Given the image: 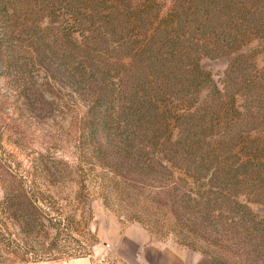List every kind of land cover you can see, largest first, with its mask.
<instances>
[{
    "label": "trees",
    "instance_id": "trees-1",
    "mask_svg": "<svg viewBox=\"0 0 264 264\" xmlns=\"http://www.w3.org/2000/svg\"><path fill=\"white\" fill-rule=\"evenodd\" d=\"M159 11L158 0H0V19L26 38L28 56L60 60L48 69L88 98L86 132L103 168L135 185L163 177L158 203L179 231L239 236L241 255L264 259V219L248 205L264 203V69L239 54V81L221 92L200 64L264 36V0H176L165 17ZM54 163L6 180L0 264L92 253L86 178Z\"/></svg>",
    "mask_w": 264,
    "mask_h": 264
},
{
    "label": "rangeland",
    "instance_id": "rangeland-1",
    "mask_svg": "<svg viewBox=\"0 0 264 264\" xmlns=\"http://www.w3.org/2000/svg\"><path fill=\"white\" fill-rule=\"evenodd\" d=\"M175 1L158 0L159 19L169 13ZM25 40L24 36L12 35L0 19V217L6 216L8 178L42 171L47 161L57 166L61 159L68 163V170L78 171L86 178L85 192L94 216L90 230L97 240L87 257H43L27 264H124L122 255L129 247L122 244L121 238L130 227H141L154 242L190 250L209 258L213 264H264L263 258L253 256L252 262L240 254L239 236L214 241L179 231L174 217L158 203L161 199L158 191L169 188L166 184H170L163 177L154 176L144 181L145 184L135 185L103 168L92 151L96 138L86 132L88 98L67 87L61 69L59 73H51L50 69L57 68L60 60H32L23 47ZM241 53L255 60L258 69H264V36L230 55L200 60L221 92H225L227 81H239V65L231 68V63L239 60ZM35 88L41 93L36 94ZM209 90H201L202 100ZM206 99L210 101L209 95ZM233 118H228L224 130L231 131L227 128H233L236 122ZM174 132L176 138L177 130ZM213 134L216 136L215 131ZM209 139L214 142L212 136ZM69 191L70 188H65L64 194ZM248 205L258 219H264V203ZM11 231L19 233L13 227ZM73 235L78 238L77 231ZM40 240L43 242L44 238Z\"/></svg>",
    "mask_w": 264,
    "mask_h": 264
},
{
    "label": "crops",
    "instance_id": "crops-1",
    "mask_svg": "<svg viewBox=\"0 0 264 264\" xmlns=\"http://www.w3.org/2000/svg\"><path fill=\"white\" fill-rule=\"evenodd\" d=\"M121 242L129 247V251L122 255L124 264H213L209 258L190 250L175 249L154 242L141 227H130L123 233Z\"/></svg>",
    "mask_w": 264,
    "mask_h": 264
}]
</instances>
